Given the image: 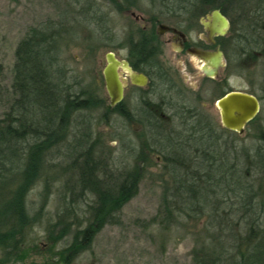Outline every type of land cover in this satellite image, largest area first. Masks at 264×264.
<instances>
[{"label":"trees","instance_id":"trees-1","mask_svg":"<svg viewBox=\"0 0 264 264\" xmlns=\"http://www.w3.org/2000/svg\"><path fill=\"white\" fill-rule=\"evenodd\" d=\"M199 1L204 7L220 8L226 15L240 19L246 27L245 36L254 39L252 48L261 49L264 56V0ZM95 6L90 3L89 11ZM56 29L52 23L48 27H31L16 50V97L10 112L0 118V249L6 257L29 255L28 237L49 204L55 180L50 172L59 167L68 175L76 171L72 185L97 196L95 202L88 204L91 215L86 218L85 227L72 221L77 226L72 231L71 221L65 222L69 212H75L71 206L72 201L78 203L75 192L69 201L65 194L67 206L63 215L53 224L49 222L50 248L56 241L73 235L57 262L72 264L91 248L97 233L115 218V212L138 193L144 168L138 163L130 172L118 176L108 173L95 154L99 137L83 116L77 122L74 140H68L74 115L96 102L75 94L80 81L69 82L70 70L59 63ZM256 123V142L250 148L234 146L233 163L221 158L218 167L192 168L188 160L204 164L211 161L210 155L204 152L201 160V154L194 151V159H188L180 147L164 148L163 179L169 178V182L165 185L163 210L157 217L167 220L168 227L180 223L182 218L194 221L195 264H264V120L260 115L251 122ZM223 132L228 133L224 129ZM219 150L221 157L222 150L228 157L229 148L221 145ZM59 158L70 161L61 166ZM41 180V206L31 215L28 196ZM69 185L70 180L67 187L71 190ZM204 217L207 221L203 224ZM35 246L37 250L41 247Z\"/></svg>","mask_w":264,"mask_h":264},{"label":"rangeland","instance_id":"rangeland-1","mask_svg":"<svg viewBox=\"0 0 264 264\" xmlns=\"http://www.w3.org/2000/svg\"><path fill=\"white\" fill-rule=\"evenodd\" d=\"M90 1L98 6L102 5L104 14L107 10L110 11L106 23L102 24L94 19L96 15L87 9ZM107 3V0H0V118L10 112L16 97L13 84L19 43L26 37L31 27H48L50 23L57 25L59 63L70 70L68 81H80L77 88L86 92L91 91L92 95L99 99L89 109L74 115L68 140H74L80 116L87 118L94 135L97 134L99 137L100 142L95 153L97 158L104 162L102 165L106 166L108 173L118 176L137 167L141 160L140 156L144 154L140 151L144 148L138 149L133 145L135 134L132 125H125V130H121V118L109 108L108 103H102L101 100L105 96L102 76L106 65V53L110 49H116L115 33H119L130 20L129 16L115 9L116 4L110 1ZM211 11V8L207 9L203 16L210 15ZM108 25L113 28L114 35L111 40L105 39L103 35V30ZM254 62L251 60L249 67L247 68L245 64L243 69L240 62H236L234 75L229 78L230 85L246 90L251 88L259 92L258 87L264 79V61ZM195 81L192 79L190 82ZM250 82L253 83V88L249 87ZM204 89H207L206 86ZM212 97L211 92H204L209 112L216 123L220 124V116L211 100ZM260 116L263 121L264 105ZM257 126L258 123L240 137L232 134L231 140H234L232 143L239 149L252 147L256 142L253 133ZM219 130L227 139L228 134L220 128ZM158 154L159 152L155 151L150 162L146 164L138 193L115 212V218L100 229L91 248L82 252L72 264H195L193 249L196 245L197 228L193 227L194 221L182 218L180 223H171L168 227L167 220L162 221L161 217H157L158 212L163 210L165 185L169 182V178L163 179V175H166L165 165L155 159V155ZM234 160L233 157L231 162ZM58 161L63 162L59 163L61 166H66L70 160L66 162L59 158ZM241 163L242 160L239 164ZM75 172L71 171L68 175L59 167L51 170L49 176L55 180H52L49 204L28 237L29 255L23 258L6 257L0 249V264H59L57 262L60 259V251L72 241L73 235L69 234L64 239L56 241L55 246L50 248L47 241L49 222L53 224L60 215H63L65 196L67 195L69 201L72 192L73 194L75 192L78 203L76 205L72 201L71 206L75 212H69L71 215L65 218V222L71 221L72 231L77 227L72 221L85 227L88 223L86 218L91 215L88 204L97 199L93 193L82 191L81 187L72 185ZM68 180L71 190L67 187ZM43 188L44 180H41L28 196L27 205L31 215L40 209L42 201L40 193ZM206 221L207 218L204 217L202 223ZM36 244L41 246L40 249L37 250Z\"/></svg>","mask_w":264,"mask_h":264},{"label":"flooded vegetation","instance_id":"flooded-vegetation-1","mask_svg":"<svg viewBox=\"0 0 264 264\" xmlns=\"http://www.w3.org/2000/svg\"><path fill=\"white\" fill-rule=\"evenodd\" d=\"M109 1L116 4L115 9L129 16L130 20L119 33H115L116 49L108 50L119 60L123 97L116 105L111 104L103 72L105 96L101 100L108 103L109 108L121 118V130L132 125L135 134L133 145L138 149L144 148L140 151L144 153L142 157L139 155L140 166L146 168L155 151L159 152L155 155L156 161L166 165L164 148L174 149V146L185 150L188 159H194L191 156L194 151L202 155L199 158H203L204 152L210 155L211 161L204 164L198 160H188L192 168L201 165L218 167L221 158L231 163L235 146L232 143L234 140H231L232 134L240 137L248 129L251 130V122L260 115L264 105V81L258 87L259 92L230 85L229 78L234 75L236 62H240L243 69L245 64L249 67L251 60L264 61L261 49L251 46L254 41L251 35L245 36L243 31L246 27L241 20L226 15L218 8L227 16L229 27L225 34L211 33L205 24L213 20L211 14L217 8H211V14L205 17L203 15L209 7H204L199 0ZM90 11L96 15L94 19L97 22L104 24L109 20L110 11L104 14L102 5H96ZM112 31L110 25L105 27V39H113ZM244 41L247 43L241 44ZM219 51L223 53V65L216 74H208L204 66L207 65L210 70L213 67L199 52L216 54ZM192 79L196 81L191 83ZM252 84L250 82L249 87L253 88ZM207 91L212 93L211 100L220 116V124L209 112L204 99V92ZM231 91L247 92L260 101L261 109L246 124L244 133L226 128L221 120L218 101ZM86 93L89 97L83 100L99 101L91 91ZM219 128L228 131L227 139ZM254 131L253 136L256 135V128ZM221 145L229 148L228 157H225V150L220 156Z\"/></svg>","mask_w":264,"mask_h":264},{"label":"water","instance_id":"water-1","mask_svg":"<svg viewBox=\"0 0 264 264\" xmlns=\"http://www.w3.org/2000/svg\"><path fill=\"white\" fill-rule=\"evenodd\" d=\"M211 18L213 20L211 22H206V28L211 33L218 32L225 34L229 27L227 16L217 8L212 11ZM199 53L213 67V69L210 70L208 66L205 65L203 69L208 74H216L219 67L223 65L222 51H219L216 54L206 52ZM106 59L107 63L103 69L106 88L111 98V104L116 105L123 97V85L118 72L119 60L113 52H108L106 54ZM218 105L220 107L223 125L228 129L240 133H244L246 124L254 119L261 109L259 99L256 96L243 91L228 92L218 101Z\"/></svg>","mask_w":264,"mask_h":264},{"label":"bare ground","instance_id":"bare-ground-1","mask_svg":"<svg viewBox=\"0 0 264 264\" xmlns=\"http://www.w3.org/2000/svg\"><path fill=\"white\" fill-rule=\"evenodd\" d=\"M75 94H77V95H81V97L82 98H84V97H86V95H87V93L84 91V90H81V89H79V88H77L76 90H75Z\"/></svg>","mask_w":264,"mask_h":264}]
</instances>
